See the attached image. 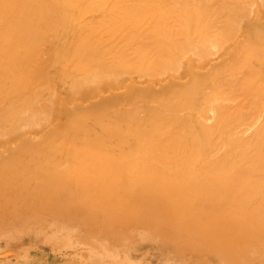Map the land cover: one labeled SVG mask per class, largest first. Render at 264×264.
I'll list each match as a JSON object with an SVG mask.
<instances>
[{"label": "bare ground", "instance_id": "1", "mask_svg": "<svg viewBox=\"0 0 264 264\" xmlns=\"http://www.w3.org/2000/svg\"><path fill=\"white\" fill-rule=\"evenodd\" d=\"M63 239L264 264V0H0V256Z\"/></svg>", "mask_w": 264, "mask_h": 264}, {"label": "rangeland", "instance_id": "2", "mask_svg": "<svg viewBox=\"0 0 264 264\" xmlns=\"http://www.w3.org/2000/svg\"><path fill=\"white\" fill-rule=\"evenodd\" d=\"M64 240V241H63ZM62 240V243H57V244H51V246L48 244L47 246H46V248H42V247H40V248H35V249H33V250H30L27 254H26V252H25V257L24 258H19L20 256L19 255H4V256H0V261L2 262L3 260H4V262L3 263H0V264H14L15 262H17L18 263V261L17 260H25V262L23 263V264H82L83 262H84V257H85V255H86V253L88 254L89 253V251H90V248L88 247V246H86L85 245V243H81V245H80V242L79 241H81L80 239L78 240V239H76L77 241H78V243H77V245L75 244L76 243V240L75 239H72V241L71 240H68V242H72L73 244H72V247L71 246H69V247H67V245L69 244V243H67V240H65V239H63ZM61 242V241H60ZM64 242V243H63ZM75 242V243H74ZM102 243H104V242H102ZM82 244H83V246H82ZM69 245H71V243L69 244ZM79 245V246H78ZM85 245V246H84ZM48 246H49V248H48ZM76 247V248H75ZM88 248V249H87ZM60 249V250H59ZM77 249V250H76ZM83 249L84 250H86L87 249V251L85 252V251H83ZM116 249V248H115ZM136 249H138V250H136ZM79 250V251H78ZM80 250L81 251H83V252H85V255L82 253H79L80 252ZM89 250V251H88ZM117 251L116 252H119V254L121 255V253H120V251L122 252V250H120V249H116ZM119 250V251H118ZM141 251L140 252V254L142 253V255L144 256V255H146V254H144V252H146V250L145 249H143V248H135V253L134 252H132V253H129L130 254V258H132V259H130L129 260V262H131V260H133V262H134V259H137V261H139V258L140 257H138L137 258V254H139V253H137V251ZM77 251V252H76ZM112 251H113V248H112ZM112 251H109V254H110V252H112ZM144 251V252H143ZM150 252V253H149ZM151 252L152 251H149L148 250V252H146L147 253V255L146 256H144V259L146 260L147 259V261H148V259H149V261H150V263L149 264H157V261H158V264H161L162 262H160V261H163V264H165L164 263V260L166 261V264H167V262L170 264V262H171V259L168 261L167 259H168V257L166 258V259H164L163 260V258H162V256L160 255V257H158V254H153V256H149L148 255V253L149 254H151ZM78 254V255H81V257L82 256H84L83 258H82V260H83V262L81 261V257L80 256H78V255H76L75 256V254ZM103 253V252H102ZM104 254V253H103ZM103 254H102V256H103ZM107 255V253L106 254H104L105 255V257L103 256L102 258H103V261L107 264L108 262L110 263V264H121V263H124V262H126L125 260L123 261V260H120V261H118L119 259H123V258H118V256H117V258H118V260L116 261V259H112L113 260V262H115V263H113V262H111L112 260H111V257H114V258H116V255H115V252H112L111 254H112V256L110 257V255ZM113 254L115 255V256H113ZM125 253H123L122 255H124ZM140 254L138 255V256H140ZM90 255V254H89ZM120 256V257H123V256ZM126 256H127V253L125 254ZM124 255V259H125V256ZM14 256V257H13ZM87 256V255H86ZM106 256H108V259L110 260H107V257ZM129 256V255H128ZM127 256V257H128ZM136 257V258H134L133 259V257ZM149 256V257H148ZM17 257V258H16ZM29 257V258H28ZM93 257H95V256H93ZM100 256H98V257H96V260H95V258L94 259H92V257H91V260L89 261V260H86V262H84L85 264L87 263H89V262H91L92 260L96 263V264H103L104 262L103 261H100V263L98 262V260L101 258H99ZM155 257H157L156 259H159L160 258V260H157L156 261V259H155ZM5 258H9V260H7V259H5ZM86 258V257H85ZM89 258H90V256H89ZM88 258V256H87V258L86 259H89ZM104 258H105V260H104ZM3 259V260H2ZM78 259H80V261L78 260ZM98 259V260H97ZM144 259H143V257L141 256V258H140V262H137V263H142L143 264V261H144ZM101 260V259H100ZM127 260V259H126ZM6 261V262H5ZM10 261V262H9ZM92 261V262H93ZM108 261V262H107ZM122 261V262H121ZM136 261V260H135ZM145 262L146 264H148V262ZM176 260H173L172 259V262H175ZM9 262V263H8ZM102 262V263H101ZM132 262V263H133ZM172 262H171V264H172ZM177 262V261H176ZM175 262V263H176ZM104 263V264H105ZM134 263H136V262H134ZM136 263V264H137ZM144 263V264H145ZM179 264H182V263H180V262H178ZM178 263H176V264H178ZM16 264V263H15ZM125 264V263H124Z\"/></svg>", "mask_w": 264, "mask_h": 264}]
</instances>
